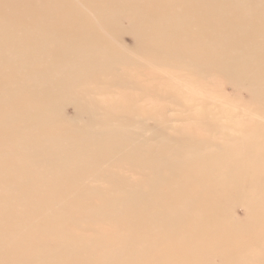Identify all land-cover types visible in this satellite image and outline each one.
<instances>
[{"label": "bare ground", "instance_id": "obj_1", "mask_svg": "<svg viewBox=\"0 0 264 264\" xmlns=\"http://www.w3.org/2000/svg\"><path fill=\"white\" fill-rule=\"evenodd\" d=\"M0 264H264V0H0Z\"/></svg>", "mask_w": 264, "mask_h": 264}, {"label": "rangeland", "instance_id": "obj_2", "mask_svg": "<svg viewBox=\"0 0 264 264\" xmlns=\"http://www.w3.org/2000/svg\"><path fill=\"white\" fill-rule=\"evenodd\" d=\"M123 25L126 27L127 25L125 24V22H123ZM124 42L129 45V46H132L133 44V38L131 36V34H127L124 38ZM219 93L217 92L216 93V96L217 95H220L222 97L223 95V99H218L217 97H215L214 93L213 95H207L210 97V101L214 100L215 98L217 99V101H219L218 103L220 104V102H222V105H235L237 102L238 103H241L243 106H246V105H249V106H252L253 103H252V98L250 96V94L246 91V90H238V89H234L233 86L231 84H223L222 86H220V89H218ZM131 94H134L136 95L135 91H130ZM139 96H143L142 93H139ZM195 96H198L201 101H199L200 103H204L205 101L207 102H210L208 101L207 99H205V96L201 97L200 96V92H196L194 94H187V97L189 98V100L191 99H196L197 100V97ZM198 101V100H197ZM140 105H143V106H148V107H154V106H167L169 105V103L167 101H161V102H155V101H151V100H141L139 102ZM256 105L252 106V107H255ZM242 107V106H241ZM66 112L68 115H73L74 114V107H71V106H68L66 108ZM180 114L182 115V113H179V112H174V111H169V113L167 112V115L169 117H171L172 119H176L180 116ZM185 114V113H183ZM225 114V113H224ZM206 117V113L205 112H201L197 117H196V120H200L202 118H205ZM222 120L224 121V123L226 125H229V121H228V116L227 115H223L222 117ZM86 118L84 117L82 120L84 121ZM154 126V122L153 121H148V127L149 128H152ZM235 215L238 217V218H243L244 217V214L245 212L243 211L242 208H237L235 210ZM217 263H219V259H217Z\"/></svg>", "mask_w": 264, "mask_h": 264}]
</instances>
